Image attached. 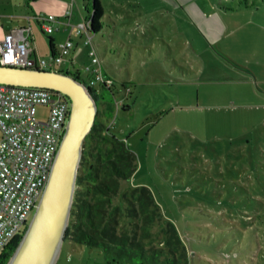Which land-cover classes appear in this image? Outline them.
<instances>
[{
  "label": "rangeland",
  "instance_id": "1",
  "mask_svg": "<svg viewBox=\"0 0 264 264\" xmlns=\"http://www.w3.org/2000/svg\"><path fill=\"white\" fill-rule=\"evenodd\" d=\"M245 1L102 0L113 23L90 45L115 79L112 90L95 89L102 122L136 156L113 206L147 187L189 264H264V124L229 99L249 78L264 91V0ZM75 6L85 13L83 0ZM211 90L227 104L214 114L198 108L197 95ZM124 99L130 110L115 106ZM46 113L38 106V118ZM62 250L72 264H109L95 249L65 241Z\"/></svg>",
  "mask_w": 264,
  "mask_h": 264
},
{
  "label": "trees",
  "instance_id": "2",
  "mask_svg": "<svg viewBox=\"0 0 264 264\" xmlns=\"http://www.w3.org/2000/svg\"><path fill=\"white\" fill-rule=\"evenodd\" d=\"M85 12L88 33H98L104 16L100 1L86 3ZM109 80L110 86L101 87L111 90L114 84ZM96 102L98 106V99ZM121 105L122 101L115 102L117 108ZM101 114L98 107L94 125L85 138L64 242L98 250L109 264H189L190 252L178 228L164 217L147 187L128 191L129 195H123V209L114 208L121 180L131 178L137 170L136 156L123 140L110 133ZM20 239L16 237L0 255V264L7 263Z\"/></svg>",
  "mask_w": 264,
  "mask_h": 264
},
{
  "label": "built area",
  "instance_id": "3",
  "mask_svg": "<svg viewBox=\"0 0 264 264\" xmlns=\"http://www.w3.org/2000/svg\"><path fill=\"white\" fill-rule=\"evenodd\" d=\"M43 28L51 34L53 15L42 17ZM89 20L76 26L78 34L88 33ZM74 44L66 40L50 59L31 57V40L24 30L10 32L0 43V65L50 70L59 66ZM94 68L85 86L92 95L101 85L110 86L92 47L88 53ZM89 70V67L86 68ZM38 106L47 108L46 118L37 116ZM70 101L62 93L43 88L0 84V255L12 241L22 236L36 209L63 137Z\"/></svg>",
  "mask_w": 264,
  "mask_h": 264
},
{
  "label": "water",
  "instance_id": "4",
  "mask_svg": "<svg viewBox=\"0 0 264 264\" xmlns=\"http://www.w3.org/2000/svg\"><path fill=\"white\" fill-rule=\"evenodd\" d=\"M0 84L49 89L70 101L66 128L48 181L31 221L6 263L56 264L71 217L85 138L96 119L97 102L83 82L53 69L0 65Z\"/></svg>",
  "mask_w": 264,
  "mask_h": 264
},
{
  "label": "crops",
  "instance_id": "5",
  "mask_svg": "<svg viewBox=\"0 0 264 264\" xmlns=\"http://www.w3.org/2000/svg\"><path fill=\"white\" fill-rule=\"evenodd\" d=\"M89 1L90 0H83L84 10L86 3ZM99 1L104 10L102 30L108 21L113 23V20L102 0ZM113 12L115 13V11ZM47 15H53L56 20V22L53 23L54 30L51 34L46 33L43 28L42 17ZM86 20H88V15L86 12L83 13L79 6L77 10L75 0H0V43L5 39L8 33L22 29L31 40L33 49L31 57L36 60H47L59 53L61 43L66 40H71L74 44L72 50L64 57V61L59 66H56L54 70L74 75L80 81L86 83L91 77V70L94 68L90 63L88 53L92 48L90 45H94L92 40L94 34H96L90 35L91 42H88V35L86 32L80 34L76 32V26ZM105 48H107L106 44ZM80 53H84L86 57L87 64L85 66H81L82 64H80ZM87 67H89V70H86ZM103 73L106 78L111 79L115 85L114 75L111 74V72L105 71V69H103ZM246 81L250 89L230 97V105L234 108L242 107L250 111L255 117L258 116L256 124L259 123L263 125L264 91L255 90L253 81L250 78ZM123 88L126 89L124 85ZM223 98L225 97H222L219 91L215 92L211 90L201 92L197 95L198 108H202L203 111L207 110L213 114L218 113L221 107H224L223 105H227L221 103ZM120 107L124 109L123 111L130 110V106L126 102V99L122 100V105ZM215 120L216 118L212 116L211 118H207V122L214 123ZM238 137L239 136H234V138L231 137L230 139H238ZM56 264H72V258L67 252L64 253V250H61Z\"/></svg>",
  "mask_w": 264,
  "mask_h": 264
}]
</instances>
